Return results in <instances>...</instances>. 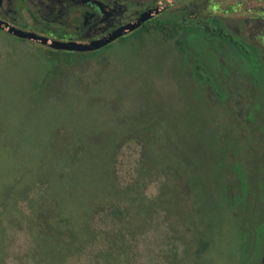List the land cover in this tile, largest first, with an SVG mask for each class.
Returning <instances> with one entry per match:
<instances>
[{
  "label": "rangeland",
  "instance_id": "obj_1",
  "mask_svg": "<svg viewBox=\"0 0 264 264\" xmlns=\"http://www.w3.org/2000/svg\"><path fill=\"white\" fill-rule=\"evenodd\" d=\"M167 1L172 4V0ZM237 1H241V4L236 11H226L228 5ZM182 2L178 0L173 6ZM211 3L217 5L214 14L235 19L260 14L261 9H254L250 14L246 7L252 4L262 6L264 0H212ZM206 7L201 5L202 15H205ZM257 29L255 27L244 33L255 43H259V37L250 36L249 32L255 33ZM213 43V39L208 41L209 49H212L210 45ZM189 51L191 53L186 55L189 71L192 72L197 64L205 67L204 70L199 69L201 79L193 73L183 79L178 70L179 62L183 60L181 48L174 39H164L158 33H145L115 42L84 58H76L69 65L62 64L59 74L50 75L51 63L43 57L41 46L19 41L0 31V193L11 181L19 178L26 182L34 178L39 167L44 166L41 161L46 160L39 156L44 148L42 145H45V137L57 130L56 126L53 132L44 130L45 122L41 121L43 117L40 112H33L32 120L25 122L32 105L33 86L41 83L61 85L67 87L70 93L74 85H89L92 96L86 94L81 100L72 101L77 109L81 105H91L94 111H100L99 115L87 120L88 133L93 130V121L98 119L108 124H112L113 120L116 126L118 119L122 118L139 122L155 118L168 120L157 131L161 132L163 138L156 142L151 140L148 146L150 152L159 157L177 150L179 177L172 178L182 199V213L188 216L182 217L179 225L180 235L187 241L188 250L192 253L199 241H205L208 244L202 259L205 264H235L242 240H248L250 243L246 246L244 264H264V103L260 105L250 96L246 85H224L226 88L222 90L215 83L205 56L197 53L199 62L195 63L194 47L189 46ZM221 72L227 75L226 71ZM240 74L243 78L250 77L247 72ZM206 77L215 85L205 80ZM215 86L218 96L212 94L209 97L207 89L215 90ZM106 110L107 114L103 112ZM49 125H52L51 122ZM97 130L89 135L95 136ZM165 137L170 140L165 141ZM231 146L242 158L233 168L237 172L232 170L231 174L238 180L242 178L247 184L241 195L242 200L253 203L249 212H245L254 223L249 229L250 235L244 238L240 237L238 223L245 221L240 218V206L243 205H231L224 201L221 191L223 180L219 179L214 164L215 151L224 148L231 150ZM190 157L195 160L193 166L186 162ZM193 168L196 172L191 170ZM193 174H198L205 183L208 195L203 197L200 192L188 194L185 182L192 179ZM229 179L235 181L233 177ZM233 192L234 195L239 194L237 188ZM206 196L213 201V208L197 215L195 210L199 208L198 203L203 199L205 201ZM193 200L197 202L193 203ZM193 212L194 220L189 218ZM189 257L183 264L193 263Z\"/></svg>",
  "mask_w": 264,
  "mask_h": 264
},
{
  "label": "trees",
  "instance_id": "obj_2",
  "mask_svg": "<svg viewBox=\"0 0 264 264\" xmlns=\"http://www.w3.org/2000/svg\"><path fill=\"white\" fill-rule=\"evenodd\" d=\"M171 17L166 23L142 30L172 37L177 26L169 23ZM212 33L220 35L221 29L214 27ZM189 35L192 40L197 38L193 33ZM89 54L93 53L42 48L43 57L51 63L50 75L59 74L62 64L69 65ZM74 86L70 93L61 85L33 86L32 105L25 122L32 120L33 112H40L44 130L53 132L55 126L57 130L44 136L45 145L39 156L46 160L41 161L44 166L39 167L34 178L11 181L0 193V264H183L189 255L192 264H205L202 259L207 242L199 241L191 253L180 235L181 219L188 216L182 213V199L172 178L179 177L177 150L159 157L148 146L151 140L163 138L157 131L168 120L139 122L122 118L116 126L113 120L108 124L98 119L88 133L87 120L100 111H94L91 105L77 109L72 101L81 100L86 94L92 96L93 92L89 85ZM103 112L107 114V110ZM97 128V134L90 136ZM186 162L195 164L192 157ZM238 163L229 158L227 148L215 151L214 164L223 180L224 201L243 205L240 218L245 221L238 223L240 237L244 238L250 235L254 223L247 215L253 203L242 200L247 184L240 175L238 180L231 174ZM228 177L235 181H228ZM200 179L196 174L185 182L188 194H209ZM236 188L239 194L234 195ZM200 202L199 208L194 209L197 215L213 208V201L207 196ZM195 212L189 218L194 220ZM249 243L242 240L235 264L246 262Z\"/></svg>",
  "mask_w": 264,
  "mask_h": 264
},
{
  "label": "flooded vegetation",
  "instance_id": "obj_3",
  "mask_svg": "<svg viewBox=\"0 0 264 264\" xmlns=\"http://www.w3.org/2000/svg\"><path fill=\"white\" fill-rule=\"evenodd\" d=\"M177 1L172 0V4H170L167 0H0V20L10 26L57 41L84 43L99 39L117 28L128 25L139 17L149 14V17L143 20L138 27L117 37L105 46L92 51H82L95 53L115 42H121L123 39L129 40L145 33H158L164 38L162 33L158 31L150 32L142 29L146 26L166 23L168 16L171 15L169 23L177 26V32L174 36L164 39H174L181 48L183 60L179 62L178 70L183 79H187L191 73L201 79L199 69H205L204 66L195 64V69L192 72L189 71L186 55L190 52L189 46H193L195 63L199 62L197 53L205 56L210 63L209 67L214 74L215 83L220 85L221 89L226 88L224 85H246L249 88L247 92L250 93V96L257 100L260 105H263L264 5L252 4V6H247L245 3L246 11L250 14L254 9H261L262 12L260 14L252 12V16H240L233 19L214 14L213 10L216 9L217 5L211 3L212 0H183L181 4L173 6ZM202 4L207 5L205 15L201 14ZM240 4L241 1H237L228 5L227 10H225L236 11ZM205 26L209 29L204 30ZM214 27L221 29L220 35L212 33ZM255 27L259 29L255 33L249 32V35L259 37V43H255L253 39L244 34ZM0 31L6 33L1 29ZM139 31L141 33L136 34ZM189 33H193L197 38L192 40ZM212 39L214 43L210 45L212 49H209L208 41ZM31 43L47 48L42 44ZM238 70L247 72L250 77L243 78ZM221 71H226L227 75H223ZM231 77L232 79H230ZM205 80L211 85H215L209 77H206ZM207 90L209 97L210 95L212 97V94L218 96L215 92L216 86L215 90L212 89L214 93H211L210 89ZM226 93L228 97V92L225 89ZM230 148L231 150H228L229 158L238 162L242 161L237 150L233 151L232 146ZM262 170L264 172V164Z\"/></svg>",
  "mask_w": 264,
  "mask_h": 264
},
{
  "label": "water",
  "instance_id": "obj_4",
  "mask_svg": "<svg viewBox=\"0 0 264 264\" xmlns=\"http://www.w3.org/2000/svg\"><path fill=\"white\" fill-rule=\"evenodd\" d=\"M148 17L149 14H145L139 17L138 19L134 20L133 22L129 23L128 25L117 28L99 39L91 40L84 43L76 42V41H67V42L57 41L43 35H39L30 31H26L10 26L6 22L1 20H0V29L17 38L26 39L34 43L45 45L49 48L82 52V51L96 50L105 46L106 44L115 40L117 37L124 35L127 32L138 27L143 22V20H145Z\"/></svg>",
  "mask_w": 264,
  "mask_h": 264
}]
</instances>
